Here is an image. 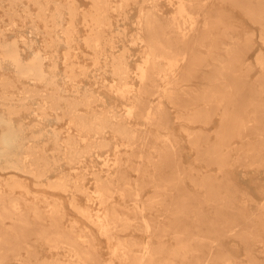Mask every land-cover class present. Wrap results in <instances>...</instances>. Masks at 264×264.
I'll return each instance as SVG.
<instances>
[{
  "label": "bare ground",
  "instance_id": "6f19581e",
  "mask_svg": "<svg viewBox=\"0 0 264 264\" xmlns=\"http://www.w3.org/2000/svg\"><path fill=\"white\" fill-rule=\"evenodd\" d=\"M88 1L89 10L79 12L75 0H28L36 13L24 8L21 18L22 0H0L10 27L0 29V69L7 65L13 74L0 80V264L103 263L90 230L62 226L60 205L53 204L47 224L36 228L44 215L16 194L21 188L30 194L19 175L69 193L76 213L115 240L108 264H264V203L256 204L238 177L264 169V53L256 59L261 74L251 80L253 39L234 15L258 25L264 42V0H165L178 12L176 22L164 16L159 0ZM131 6L138 14L127 42L141 50L134 69L129 48L115 51L119 30L112 29L114 19L128 20ZM189 8L212 14L199 38L188 36ZM17 17L42 35V48H34L33 37L9 38L6 31L19 28ZM79 44L90 51L91 72H101L93 74L100 85L95 91L78 80L91 74L72 54ZM193 76L200 85L193 86ZM20 81L32 86L7 94ZM62 122L64 130L47 129ZM148 188L152 195L143 199ZM78 195L103 213L93 216ZM136 232L148 241L140 246ZM38 241L57 253L42 257Z\"/></svg>",
  "mask_w": 264,
  "mask_h": 264
},
{
  "label": "rangeland",
  "instance_id": "374dc122",
  "mask_svg": "<svg viewBox=\"0 0 264 264\" xmlns=\"http://www.w3.org/2000/svg\"><path fill=\"white\" fill-rule=\"evenodd\" d=\"M52 1H56V0H52ZM59 1L63 2L65 0H59ZM159 1H160V5L162 6L165 17L173 19L174 20L173 22L180 20V17L177 14L178 12L175 9L173 8L171 9V7L167 5L165 0H159ZM75 3L78 7L79 12L88 11L90 8V2L88 0H75ZM20 4L22 5H20L17 8V12L21 15V18L24 15L23 14L24 8H27L26 10L29 11L33 15L36 13V7L31 2H28V0H22V3ZM6 8H7V3H0V18H1L0 29L2 30L10 28L6 24L8 21V18L6 16H3ZM194 10L195 8L188 9L192 17V20H190L191 25L189 26L193 28V31L188 30V36L189 37L196 36L199 38L200 36H202L204 32H207L209 25H210L209 22H211L213 18H212V14L210 15L209 14L210 12L208 13L204 9L202 10L200 9V11L198 10V12L196 13H195L196 10L195 11ZM126 12L129 17L128 20L126 21L122 20V18L120 17L113 20L112 29L114 28L115 31L119 30V33L114 32L115 35L119 34L118 35L119 42L117 44L118 47L115 49V51L118 52L119 50H121L123 44L127 48H129L128 60L130 61L131 68L134 69L136 67V63H138V60L139 61L141 60V56H140L141 50L139 49L137 44L133 45L127 42V40H130L131 36L134 35L136 32L135 23L137 21L138 13H137V8L135 6H131L129 9L126 10ZM234 15H235V19H237L239 23L244 25V27L251 34L252 39H253V51L250 55H248L249 58H248L247 63H251L253 66V70L251 72V77H252L251 80H255L261 74V70L256 64V59L259 56V54L264 53V42L260 38L261 29L258 25L253 24L249 22L247 19H245V17L241 14V12L235 11ZM21 18L17 17L16 19L19 28L14 29L13 31H10V32L9 30L6 31L7 35H9V38H12V39L15 38L21 43L23 39L33 37L37 40L34 43L35 45L34 48L35 49L42 48L41 47L42 40H43L42 35L32 34L31 30L29 29V25H23L22 23L23 19ZM26 22H29V20H27ZM78 32H79V36H83L85 34V28L83 25L81 24L78 25ZM75 47L76 49L72 52V54H76L77 58L76 59L73 58V59H75L79 63L80 66L87 68L90 72L93 71V66L90 60L91 56L88 55L90 54V51H88L81 44H79L78 46L76 45ZM21 49L23 51V54L26 56L28 53V50L25 47H23L22 44H21ZM64 51L65 50L62 46L58 47V54L59 53L62 54ZM63 69H64V64L61 61H58L57 71L60 76L62 75ZM100 73H101L100 71H97L96 73L91 72V74H89L87 77H83V76L80 77L78 80L81 81L80 83L81 87L88 88V89L91 88L94 91L97 90L100 85L94 83L95 79L93 78V76L97 75V77L99 78ZM12 77H13V74H12L11 68L8 67L7 65H3L2 68L0 69V80L3 78H12ZM107 77H108V80L110 81V78L108 75ZM194 77L195 76L192 77L193 86L200 85L201 80H197V79L195 80ZM29 86H32V82H28V81L15 82L14 87L6 89V92L9 95L12 94L13 96H18L23 88H26ZM133 86L134 88L138 87L135 80L133 81ZM37 87L41 88L40 86H37ZM166 107L167 109L169 108L170 114L171 113L173 114V109H171L169 105H166ZM32 119H33V115L31 116L29 115L28 121L29 120L32 121ZM173 121H174V125L176 126L174 127L175 132L178 133L180 131V128L178 127V122H176V119H173ZM63 123L64 122L58 125L51 124V126H49L47 129H50L51 127H56L60 130H64L65 124ZM218 126H219V116H216L209 126L210 127L209 132H208L209 135L213 137L215 132L218 129ZM188 150L189 149L186 147L183 153L184 154L183 160L185 162L187 161V158H188V155H187ZM100 167L101 166L99 164H96L95 169L100 168ZM64 171L71 172L67 168H64ZM243 171L244 172L238 174V177L240 178V181H239L240 187L245 191L246 194H248L252 198V200L256 204H263L264 203V169L259 170L257 173H255L254 169H251V170L247 169ZM58 172L59 171H55L51 173L50 176L52 180H55L57 178ZM132 175H133L132 178L134 179L135 174H132ZM19 177L21 178L23 182L27 184L30 194H28L24 188L17 189L16 194L22 195L23 198H25L29 203L33 204V206L35 205L37 210L40 211L44 215L43 222L37 223L38 225H36V228H41V226H45L47 224L48 215L50 214V210L53 204L60 205L65 215L64 219L62 220V226L65 228H69L74 223L75 228L77 230L79 229L90 230L91 240H92L90 242L92 245L95 246L96 250L98 251V254L101 257V260L103 261L102 264H108L110 262V258H109L110 253L117 246L115 240H112L113 241L112 242V241L107 240L105 237L101 236L96 226H94L90 222H87L86 220H84L83 217H81L80 215L76 213V211L69 204V198H70L69 193H63V194L53 193L51 191L46 190L43 187L35 186L32 179L28 176L19 175ZM90 178H91L90 176L86 175L83 181L85 184V187L88 190L91 189ZM150 195H152V192L149 188L145 189L142 192L143 199H146ZM43 197H46V198H43ZM78 201L80 205L89 207V210L91 211V213H93V216H96L95 214L97 213L98 214L103 213V208L99 207L98 204L95 205L94 203L91 204L90 202H87L86 197L83 195H78ZM22 206L24 210H27V207L24 203L22 204ZM159 219L162 220V217ZM6 224L9 225L10 222L7 221ZM121 235L122 237H124L123 240H129L131 237V235L128 233H122ZM135 236H136L135 241L140 246L148 241L147 234H145L144 232H136ZM36 243L38 245L43 246L42 248H36L35 251L41 253L42 257L44 258L50 259L52 255L57 253V251L47 248L43 244L42 241H38ZM62 253L63 252L61 251V255L58 257L60 259L65 260L66 257L65 256L63 257ZM54 257H57V256H54Z\"/></svg>",
  "mask_w": 264,
  "mask_h": 264
}]
</instances>
